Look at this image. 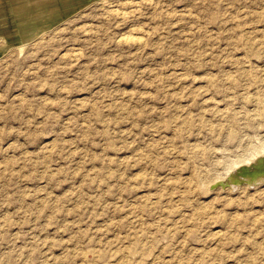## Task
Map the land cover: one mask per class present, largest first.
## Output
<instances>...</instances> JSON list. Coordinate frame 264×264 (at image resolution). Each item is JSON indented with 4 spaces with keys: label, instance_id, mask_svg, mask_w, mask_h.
I'll return each mask as SVG.
<instances>
[{
    "label": "rangeland",
    "instance_id": "rangeland-1",
    "mask_svg": "<svg viewBox=\"0 0 264 264\" xmlns=\"http://www.w3.org/2000/svg\"><path fill=\"white\" fill-rule=\"evenodd\" d=\"M0 264H264V0H95L0 50Z\"/></svg>",
    "mask_w": 264,
    "mask_h": 264
},
{
    "label": "crops",
    "instance_id": "crops-1",
    "mask_svg": "<svg viewBox=\"0 0 264 264\" xmlns=\"http://www.w3.org/2000/svg\"><path fill=\"white\" fill-rule=\"evenodd\" d=\"M93 1L0 0V50L31 41Z\"/></svg>",
    "mask_w": 264,
    "mask_h": 264
},
{
    "label": "bare ground",
    "instance_id": "bare-ground-1",
    "mask_svg": "<svg viewBox=\"0 0 264 264\" xmlns=\"http://www.w3.org/2000/svg\"><path fill=\"white\" fill-rule=\"evenodd\" d=\"M227 179L230 180V183L224 187H234L241 184L255 187L264 182V156L261 159L257 158L255 162L249 165L235 170Z\"/></svg>",
    "mask_w": 264,
    "mask_h": 264
},
{
    "label": "water",
    "instance_id": "water-1",
    "mask_svg": "<svg viewBox=\"0 0 264 264\" xmlns=\"http://www.w3.org/2000/svg\"><path fill=\"white\" fill-rule=\"evenodd\" d=\"M229 183H230L229 179H225V180H222V181H215V182H213L210 185V187L211 188H214V187H217V186L224 187V186H227Z\"/></svg>",
    "mask_w": 264,
    "mask_h": 264
}]
</instances>
